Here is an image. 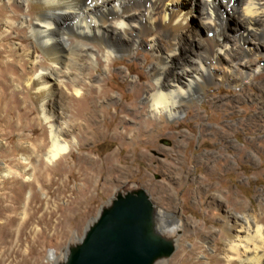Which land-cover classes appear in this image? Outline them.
I'll return each instance as SVG.
<instances>
[{
    "label": "rangeland",
    "instance_id": "1",
    "mask_svg": "<svg viewBox=\"0 0 264 264\" xmlns=\"http://www.w3.org/2000/svg\"><path fill=\"white\" fill-rule=\"evenodd\" d=\"M27 3L26 0H0V36L4 32V35L10 36V40L6 41L8 47L18 46L27 50L34 47L38 50L26 28L28 23H34L33 16H36ZM206 3L207 0H181L177 3L179 10L190 11L188 23L194 38L181 44L174 64L180 62L182 55V58H193L195 52L202 50L203 40L212 38L213 32L206 29L201 14ZM226 4L220 1L218 8L217 21L224 33L221 35L235 51L239 48L246 50L245 43L240 41H247L249 36L239 39L241 25ZM66 31L63 32L65 36ZM70 31L65 39L69 43L67 48L74 51L76 48L71 42L77 41L79 34ZM85 43L92 44L86 40ZM161 45L167 52L169 43L166 41ZM226 56L227 61L236 60L232 54ZM259 56L261 58L248 54L244 58L245 61L257 58L253 70H258L252 73L257 78L252 84L246 81L244 86L232 87L216 80L208 84L205 99L194 100L176 118L170 119L165 113L154 118L146 111L137 121L147 127L148 133L134 138L128 135L136 128L135 123L123 121L122 116L128 114L122 108L126 106L139 110L146 106V96L151 90L148 87L151 82L149 70L153 64L150 52L143 46L131 54L113 57L112 64L102 58L94 70H88L85 82L98 84L99 87L92 96L94 99L90 96L84 107L85 111L92 112L98 105L94 103L102 100L97 109L98 124L91 133H87L84 127L75 132L78 143L75 142L70 152L65 153L61 162L52 165L62 175L55 177L52 186L47 181L42 192L39 186L33 193L30 188L24 191L25 202L31 196H37L40 201L51 200L48 206L51 210L60 207L59 216L53 218L54 230L48 231L43 238L45 250L42 264H54L73 236L82 235L87 222L96 216L101 205L116 191L132 188L144 189L156 206L176 215L181 223L173 253L157 264H229L225 259L229 224L235 214L244 212L237 203H243L247 210L264 205V116L261 115L264 107L254 98L253 91V86L264 85V52ZM37 57L44 60L42 54H37ZM15 59L17 75L31 78L40 74L41 70H31L30 61L24 63L21 57ZM224 64L216 63L214 70L222 73ZM52 66L48 63L49 68ZM90 72L94 78H89ZM137 80L145 85L139 89L133 86V89V82ZM63 89L70 97L76 96L72 90L64 86ZM101 92L106 97L101 98ZM1 95L10 97L12 102L0 105V195L5 192L1 188L14 186L12 178L18 176L23 183H29L36 177L31 167L23 173V168L17 163L23 162L22 149L30 147L33 141L42 140V133L46 131L34 104V89L25 81H11L6 94L0 88ZM70 97L66 98V102L68 100L72 112H75L79 103L78 100L74 103ZM55 99L59 104L62 102V106L64 97L59 92L55 94ZM254 115L257 119L251 122ZM129 129L130 132L122 137ZM46 136H50L48 130ZM29 155L35 154L30 152ZM39 163L42 165V160ZM5 171L9 172L6 177ZM87 177L92 178L88 183L85 180ZM60 186L59 199L47 194L49 190L57 192ZM83 195L85 198L80 206H69L72 198ZM259 212L264 216L263 211ZM178 220H169L166 224L171 226ZM211 258H214L213 262Z\"/></svg>",
    "mask_w": 264,
    "mask_h": 264
},
{
    "label": "bare ground",
    "instance_id": "2",
    "mask_svg": "<svg viewBox=\"0 0 264 264\" xmlns=\"http://www.w3.org/2000/svg\"><path fill=\"white\" fill-rule=\"evenodd\" d=\"M26 1L36 14L33 16L34 23L27 22L26 28L30 31L38 50L34 47L28 50L18 46L8 47L6 41L10 40V36L1 32L0 58L5 60L0 59V88H3L6 94L11 81L15 80L25 81L27 86H31L34 89V104L46 131L42 133V140L33 141L30 147H22L23 162L17 163L18 167L23 168V173L31 167L36 177L34 176L29 183H23L17 176L12 178L13 187L1 188L5 192L0 195V264H42L45 250L43 238L48 231L54 230L53 218L59 216L60 207L51 210L48 207L51 200L40 201L37 196H31L25 202L24 191L30 188L33 193L39 186L42 192L47 181L51 182L50 186H52L55 177L61 175L52 165L61 162L65 153L70 152L75 142L78 143L77 136H74L75 132L81 131L84 127L87 133H91L92 128L98 124L97 109L102 100L98 103L94 101V104L98 105L94 106L92 112L85 111L84 104L90 96L94 99L92 96L99 87L98 84H87L85 79L87 71L91 68L94 70V66L101 63L100 59L103 58L111 63L113 57L131 54L143 46L150 52L153 64L149 70L151 82L148 87L151 90L146 96V106L139 110L126 106L122 108V111L128 114L122 116L123 121L131 120L135 123L136 128H133L128 135L134 138L148 133L147 127L137 121L146 111L154 118H159L163 113L170 119L176 118L185 112L186 107L192 105L194 100L205 99L208 84L216 80L232 87L244 86L246 81L252 84L251 82L257 78L252 73L258 70H253V66L256 65V59L261 58L260 53L264 52V0H207L201 14L204 18V26L209 32H213L212 38L207 37L203 40L202 50L195 52L193 58L187 59L186 56L185 60L182 58L183 55L180 56L181 60L178 64H174V61L180 54L181 44L191 39L194 34L188 23L190 11L183 12L178 9L177 3L181 0ZM220 1L227 3V8L233 15L235 14L236 21L241 25L242 32L239 33V39L244 40L249 36L247 41H240L245 43L246 50L239 48L240 50L235 51L221 35L223 27L217 21ZM69 30L70 33L79 34L77 41L71 42L75 45L74 51L67 48L68 42L65 38L69 35ZM65 31L66 36L63 33ZM85 40L92 44H86ZM166 41L169 43V49L164 52L161 43ZM37 54H42L44 60H39ZM228 54H232L236 60L227 61L225 55ZM248 54H254L257 58L245 61L244 58ZM16 57L23 58L21 61L24 63L30 61L31 70L33 72L41 70L40 74L31 78L17 75ZM223 62L225 64L222 73H217L214 70L215 64ZM48 63L53 66L49 68ZM20 65L23 66L22 63ZM89 75V78H94L91 72ZM141 82V80L133 82L132 87L139 89L145 85ZM63 86L72 90L76 96L70 97ZM253 91H255L254 98L264 107V85L253 86ZM57 92L64 97L62 106L60 105L62 102L59 104L55 99ZM100 96L106 97L103 92ZM69 97L72 101L78 100L79 109L75 108V112H72L68 100L66 102V98ZM11 102L10 97L8 99L4 95L0 96V105ZM136 113L137 118H135ZM261 115L264 116V112ZM254 116L251 122L257 119L256 115ZM47 130L49 137L46 136ZM130 130L124 132L122 137ZM49 145L51 146L48 149ZM30 152L35 155H29ZM41 160L42 165L39 163ZM36 163L40 166L35 165ZM4 174L6 177L9 172L5 171ZM92 178L87 177L86 183ZM61 188L60 186L57 192L49 190L47 194L59 199ZM88 192L85 191L87 195ZM85 195L72 198L69 206L75 208L80 206ZM237 205L244 212L235 214L232 223L229 224L225 259L229 264H264V216L259 212L264 213V205L251 210H247L243 203L238 202ZM158 216L163 225L159 223L162 233L176 237L181 227L177 216L162 208L158 209ZM174 219L178 222L167 226L166 223ZM55 226L57 227L58 224ZM77 238L78 236H73V239ZM61 256L63 254L58 255L54 263ZM211 259L213 262L214 258Z\"/></svg>",
    "mask_w": 264,
    "mask_h": 264
},
{
    "label": "water",
    "instance_id": "3",
    "mask_svg": "<svg viewBox=\"0 0 264 264\" xmlns=\"http://www.w3.org/2000/svg\"><path fill=\"white\" fill-rule=\"evenodd\" d=\"M158 209L142 188L116 191L54 264H157L176 242L162 233Z\"/></svg>",
    "mask_w": 264,
    "mask_h": 264
}]
</instances>
